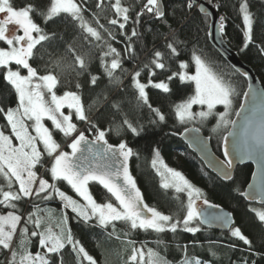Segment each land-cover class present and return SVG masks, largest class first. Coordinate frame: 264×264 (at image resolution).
I'll return each instance as SVG.
<instances>
[{
    "label": "snow or ice",
    "instance_id": "1",
    "mask_svg": "<svg viewBox=\"0 0 264 264\" xmlns=\"http://www.w3.org/2000/svg\"><path fill=\"white\" fill-rule=\"evenodd\" d=\"M134 3L141 5L139 10L126 0H95L94 27L85 18L87 0H47V3H21L18 6L15 0H0V77L8 86L10 97H15L14 106L10 99L7 107L0 103V115L6 122L5 128L0 129V255H3L4 264H65L66 255L72 256L75 264H111L106 258L97 261L89 254L69 226L70 219L93 230L99 229L98 248L115 238L128 253L123 264H173L161 252L170 247L167 234L177 237L186 233L198 239L197 234L203 231V226L213 224L227 228L229 236L240 242L232 243L230 248L243 245L252 256H259L251 264L264 261V252H258L253 240L235 226L231 214L207 212L206 209L218 206L211 204L201 189L181 172L168 167L160 159L158 150H154L151 166L161 178L159 187L166 193L172 190L179 207L176 213L165 214L149 206L129 171V159L135 154L133 149L124 139L116 145L109 143V134L122 137L130 132L139 136L144 131L143 126L129 119L123 108L124 101L116 99L125 91L126 75H130L136 106L147 107L153 115L150 121L153 124L166 123L167 116L160 107L150 103L146 89L171 95L170 82L175 79L189 89L183 99L171 106V115L178 123L199 122L203 125L209 118H215L213 131L236 123L229 119L233 97L237 94L235 87L217 75L195 52L191 56L194 73L187 71L188 62L179 60L180 45L184 42L179 40L178 32L183 30L185 23L176 21L173 27L162 0H134ZM259 4L264 8V0H259ZM195 6L193 0H187V9ZM237 6L243 24L241 51H244L256 43L254 24L258 16L251 11V0H238V5L233 4V7ZM216 7L219 9L221 5ZM200 11L206 14L203 7ZM101 13L107 25L117 32L100 23ZM145 15L167 26L165 51L154 48L147 62L129 72L124 61L137 58L134 44L144 35L139 28ZM36 17L41 18L44 26L36 22ZM63 18L80 29L78 37L66 39L54 31H47L49 22ZM225 20L226 17L221 16L217 28L222 37L226 34ZM117 34L127 41L123 53L111 43ZM92 47L98 48L99 52L93 54ZM258 48L264 55V44ZM38 54L43 68L34 65ZM93 60H99L108 83L95 92L89 103L83 98L80 78L86 77L93 91L100 88L101 77L91 73ZM174 62L178 63L179 70L172 71L166 81L156 82V70L169 71ZM144 72L146 83L141 82ZM62 82L65 90L58 94ZM244 96L249 98V111L243 130L230 133L236 137L232 155L240 160L260 161L259 180L255 185H249L253 191L240 194L249 201L258 200L264 206V91L250 90L244 92ZM194 106H200L201 110L194 111ZM218 106L223 110H218ZM241 108H244L243 104ZM104 109H111L113 116L107 130H102L91 115H99ZM116 117H120L118 123ZM46 122H50V127ZM77 122L88 125V131L93 134L91 141ZM191 131L198 133L200 129ZM57 133L70 141L67 143L70 152L61 150L55 138ZM224 140L227 141V137ZM85 145L93 154L92 161L83 155ZM92 145L98 146L94 153ZM225 161L219 165V171L224 180H231L234 160L229 158L227 149ZM39 168L45 169L46 176L38 174ZM61 183L66 184L79 200L61 190ZM91 184L99 185L105 191L103 202H98L90 191ZM181 194L186 195V203ZM33 198L44 202L59 200L60 210L42 209ZM25 202L33 205L26 214L22 211ZM249 210L264 231V208ZM139 233L154 236L155 247L144 242L138 246L137 240L131 237ZM191 243L195 246L196 240ZM172 244L181 253L175 264H220L215 241H209L206 249L211 261L198 258L194 251L190 254L188 244H181L176 239ZM261 244L264 246V239ZM33 246L37 247L35 253L31 251ZM243 264H249V261L245 260Z\"/></svg>",
    "mask_w": 264,
    "mask_h": 264
},
{
    "label": "trees",
    "instance_id": "2",
    "mask_svg": "<svg viewBox=\"0 0 264 264\" xmlns=\"http://www.w3.org/2000/svg\"><path fill=\"white\" fill-rule=\"evenodd\" d=\"M211 6L221 5L219 9L216 7V11L219 15L225 16L226 34L223 35V39L227 46L235 52L239 59L246 66L250 67L256 77L258 78L260 85L264 89V55L259 52L258 45L264 44V8L260 7L259 0L251 1V11L258 16L257 22L254 24V40L255 44L250 45L246 50L241 51L244 43L243 38V24L242 18L238 13V6L233 7V4L238 5V0H204ZM17 6L21 3H47V0H15ZM95 0H87V4L84 6L88 8L85 13L86 20L96 26L95 23ZM127 4H131L136 10H139L141 6L138 3H134V0H126ZM187 0H162V7L166 12L169 23L176 26L175 22L180 21L185 23V27L182 31L178 32L179 40L184 43L180 45L181 55L179 60L189 63L187 71L194 73L195 66L191 63V56L195 52L200 55L210 68L219 76L223 77L226 81L231 83L237 94L233 97V103L236 109L239 108L241 98L246 89V80L237 74L224 60L223 58L211 47L208 41V27L209 18L198 13L196 8L189 10L186 7ZM214 7V8H215ZM142 26L139 30L144 33L141 39L136 40L134 47L136 49L135 60H125L124 67L131 72L137 66H142L152 56L154 48L161 51H165L164 36L169 34L167 26L163 22L155 21L150 16L145 15L142 18ZM36 22L43 25L41 18L36 17ZM100 23L104 24L108 28H112L111 25H107V20L104 18V14H100ZM47 31L56 32L59 36H63L66 39L72 38L74 35L77 37L80 34V29L73 23H69L67 18L57 19L55 23L49 22L46 25ZM113 32H117V29L112 28ZM135 40V38H134ZM95 43V42H93ZM112 45L116 47L121 53L124 52L126 38L117 34L116 39L111 41ZM88 47L87 44H85ZM93 54L98 53L99 49L92 47ZM42 52L44 50H41ZM47 58V57H46ZM34 65L43 68V64L39 59L34 61ZM14 67V66H13ZM178 63L171 64V70L163 71L156 70L157 76L154 78L156 82L165 80L168 75H171L172 71H178ZM91 73L101 77L100 88L93 91L92 86L87 83L86 77H81L83 88L81 89L83 98L86 102H91L90 98L95 95V92L104 88L108 83L107 78L103 74V68L100 66L99 60H93L91 65ZM141 82H147L146 72L142 73ZM172 88L171 95H165L160 93L159 90L148 88L146 91L149 94L150 103L153 106L160 107L163 113L167 116V121L164 124H153L150 121L153 119V115L148 111L147 107L140 109L136 106L133 90L130 85V75L124 77L125 91L120 92L116 99H122L124 101L123 108L128 114L129 119L133 123H137L138 126H143L144 131L139 136H133L130 132L124 136H116L109 134L107 139L109 143L116 145L121 139H124L129 147L133 149L135 153L129 159L130 172L137 183V187L141 190L145 202L151 206L156 207L158 210L165 214H174L179 207V201H175L172 190L169 193L164 192L159 185L161 178L156 174V170L152 168L151 161L154 158V150H158L160 159L164 163L181 172L186 179L189 180L194 186L201 189L211 204L217 205L219 208L229 211L234 218L235 226H239L243 233L253 240L254 245L257 247L258 252H264V246L261 242L264 239V231H262L261 225L258 223L254 213L249 209L263 208L257 205L247 204L240 193H244L246 186L249 183L252 168L248 165L236 167L230 181H222L215 175L205 169L200 160L188 149L185 143L180 139V135L188 129V125H182L178 123L174 116L171 115V106L183 99L188 93L189 89L187 85H181L178 79L170 82ZM65 90L62 86L58 94H62ZM73 90H75L73 85ZM9 99L12 106L15 105V97H10L8 86L5 85L2 77H0V103H3L5 107L9 105ZM218 110H221L218 107ZM102 130H107L112 121L113 116L111 109H104L99 115L95 113L91 114ZM120 117H116L118 123ZM5 121L2 115H0V129L5 128ZM78 127L85 131L86 138L92 140L93 134L88 131V125L83 122H77ZM215 118H209L205 124H203L201 133L209 138L212 151L215 156L222 159L221 145L222 140L227 131L221 136L217 137L213 134V128L215 126ZM195 128V127H194ZM7 134V132H6ZM61 134L57 133L55 138L58 139V143L61 145V150L66 151L68 149L67 143L64 138L59 140ZM14 140V138H13ZM45 175V169L39 168L38 174ZM47 178V177H46ZM60 187L65 192H70L66 184L61 183ZM90 191L94 194L98 202H103L106 199L105 191L101 186L96 184L90 185ZM181 198L186 203L187 197L181 194ZM23 204L22 211L31 209L32 203H28V206ZM44 205V204H43ZM58 211L60 210V202L54 204ZM71 213L69 216L71 217ZM69 226L72 228L74 235L82 242L85 249L91 254L97 261L102 259H108L111 264H123L128 253L122 248V245L113 238L107 242L102 248L97 247L99 229L93 230L88 226L80 224L75 219L69 220ZM170 247L167 251L161 249L162 254L166 255L167 259L175 264L181 258V253L176 250L172 240L176 239L181 244H188L190 254L194 251V254L205 261H211L209 253L206 251L209 241L217 242L218 257L220 264H243V261L258 260L259 256H252L246 251V247L241 245L236 249L229 247L232 243L240 244L238 241H234L228 233H221L209 229L203 228V231L197 234V237H193L191 234L180 233L177 237H173L171 233L167 234ZM132 239L137 240L138 246L140 242L146 243L149 247H155L154 236L146 233H139V235L133 234ZM196 240L195 246L191 241ZM37 247L32 252H36ZM0 264H4L3 255H0ZM65 264H75L72 256H65ZM86 264V262H85ZM264 264V261H261Z\"/></svg>",
    "mask_w": 264,
    "mask_h": 264
},
{
    "label": "water",
    "instance_id": "3",
    "mask_svg": "<svg viewBox=\"0 0 264 264\" xmlns=\"http://www.w3.org/2000/svg\"><path fill=\"white\" fill-rule=\"evenodd\" d=\"M256 1V0H251ZM193 2L196 4L195 8L203 16H206L209 18V27H208V41L211 47L223 58V60L242 78L246 80V89L244 92H248L250 90L253 91H264L262 86L260 85V82L252 69L248 66H246L242 61L239 59L238 55L233 52L224 41L223 37L221 36V33L217 31L218 24H219V15L217 11L214 9L213 6L206 3L204 0H193ZM203 7L206 11L201 12L200 8ZM241 104L244 105V108H241ZM249 111V98L242 96L241 103L239 108L237 109L236 113L239 112L240 115H234L233 121H235V125H230L227 133L224 137H227V141L222 140L221 145V151H222V159L218 158L214 155L209 138L205 137L201 131L194 132L191 131L193 128H189V131H184L180 135V139L185 143V145L188 147V149L200 160V162L203 164L205 169L215 175L217 178H219L222 181H230V180H224L221 176V173L219 171V165L221 163H226L225 161V149H227L229 153V158L234 160L233 168H232V176L234 173V170L236 167L245 166L248 165L252 168V173L250 176V180L248 185L246 186L244 193H249L253 191V189H250L249 185H255L259 180V175L261 171V163L257 159H237L232 155L233 150V142L236 137L231 135L230 133H239L243 130V126L245 123V116L248 114ZM243 200L249 204V205H257L262 206L258 200L256 201H249L245 196H242ZM203 207V205H201ZM207 212L213 213V212H220L222 211L224 214H231L229 211L222 209V208H216V209H206ZM233 217V215L231 214ZM234 219V218H233ZM205 229L221 232V233H228L227 228H222L219 226H216L215 224L211 226H203Z\"/></svg>",
    "mask_w": 264,
    "mask_h": 264
},
{
    "label": "rangeland",
    "instance_id": "4",
    "mask_svg": "<svg viewBox=\"0 0 264 264\" xmlns=\"http://www.w3.org/2000/svg\"><path fill=\"white\" fill-rule=\"evenodd\" d=\"M214 7H215V6H214ZM215 9H216V7H215ZM241 99H242V98H241ZM218 107H220V106H218ZM220 108H221L220 111H222V110H223L222 107H220ZM200 110H201L200 106H194V111H200ZM236 111H237L236 106H235L234 103H233V106H232V112H231V114H230V116H229V119H230V120L233 119V117H234ZM65 112H67V109H65ZM204 124H205V123H204ZM187 125L189 126L188 129H189V128H193V127H195V128H199V129L201 130L202 127H203V125H201L199 122H190V123H188ZM230 125H231V124H229V125L227 126V128H223V127H222V128H220V129H218V130H216V131H213V134L216 135L217 137H221L226 131H228ZM46 126H49V127H50V122H46ZM62 138H63V136L61 135V136L59 137V140L62 139ZM87 139H88V138H87ZM56 140L58 141L57 138H56ZM88 140L91 141L90 139H88ZM14 143H16V142H15V139H14ZM68 143H69V142H68ZM41 147H42V146H41ZM88 147H89L88 145H85V146H84L85 151H84L83 155H84V156H87L89 161H92V160H93V154H92V153H89V152L87 151V148H88ZM91 147L93 148V153H94V152L97 150V147H98V146L92 145ZM66 151H69V152H70L71 150L68 148ZM129 171H130V167H129ZM130 174H131V172H130ZM40 175H41V173H40ZM68 188H69V187H68ZM61 190H63V188H61ZM63 191H65V190H63ZM69 191H70L69 193L66 192L68 195H71L74 199L79 200V197H77V196L75 195V193L72 192V190H71L70 188H69ZM33 200H34L35 203L38 204V205L40 206V208H42V209H53V210L58 211L57 207H56L54 204H55L56 202H60L59 200H53V201H48V202H44V201L39 200V199H36V198H33ZM28 203L31 204V202H25V204H26L25 206H26V207L28 206ZM198 203H199V202H198ZM43 204H44V205H43ZM32 208H33V205H31V209H29L28 211L25 210L24 213L26 214L27 212L31 211ZM34 248H35V246H33V247L31 248V251H33ZM33 253H35V252H33Z\"/></svg>",
    "mask_w": 264,
    "mask_h": 264
}]
</instances>
